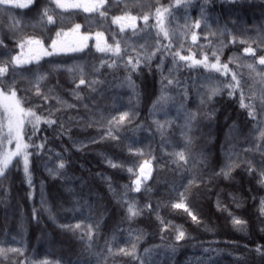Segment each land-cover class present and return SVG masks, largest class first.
I'll list each match as a JSON object with an SVG mask.
<instances>
[{
  "label": "trees",
  "instance_id": "1",
  "mask_svg": "<svg viewBox=\"0 0 264 264\" xmlns=\"http://www.w3.org/2000/svg\"><path fill=\"white\" fill-rule=\"evenodd\" d=\"M23 2L0 5V67H7L0 89L7 95L14 90L20 107L41 122L33 135L29 121L34 117L23 116L32 185L22 157H13L6 178H0V249L5 250L0 264H264V256L255 251L258 246L264 251V186L258 183L264 166V150L258 149H264V138L256 131H264V119L253 121L239 99L241 93L246 104L264 97V65L258 63L264 56V0H212L207 5L191 0L186 7V0L179 5L177 0H105L93 12L57 8L48 0H35L27 8L14 6ZM61 2L91 6L99 0ZM46 6L54 23L41 20ZM117 17L124 19L114 22ZM77 24L80 29L74 31ZM97 33L103 35L98 39ZM117 43L119 53L97 50V44L115 49ZM249 46L254 57L244 52ZM74 47L82 51H72ZM213 52L221 65L228 64V75L203 64L188 67L191 60L178 56L173 61L179 53L196 60L207 56L211 64L216 62ZM14 57L22 62L16 64ZM129 58L141 61L134 72ZM161 58L163 71L158 67ZM233 73L241 87L230 97L225 85L236 83ZM38 75L45 79L37 83ZM209 76L214 79H205ZM164 77L173 79V85L163 92L169 99L157 103ZM80 78L85 84L77 88ZM129 79L134 88L128 86ZM211 87H219L220 94L202 105ZM4 113L0 106V160L8 144L3 139ZM187 113L197 117L189 132L193 153L207 160L195 173L173 155L184 151ZM48 119L56 123L49 126L44 123ZM110 130L120 139L109 137ZM40 144L44 148L38 150ZM228 150L236 152L237 166L227 178L214 175ZM109 159L119 166H109ZM60 163L64 168L56 172ZM186 188L183 202L198 222L171 207ZM132 202L140 211L137 216L128 212ZM234 218L241 223L234 224ZM97 222L99 230L92 227L88 240L89 226ZM177 229L184 231L183 240L175 239ZM133 245L138 259L120 252L123 248L130 253Z\"/></svg>",
  "mask_w": 264,
  "mask_h": 264
},
{
  "label": "snow or ice",
  "instance_id": "2",
  "mask_svg": "<svg viewBox=\"0 0 264 264\" xmlns=\"http://www.w3.org/2000/svg\"><path fill=\"white\" fill-rule=\"evenodd\" d=\"M49 5L51 4H55L57 8H66V7H72V8H81L83 7V10L85 12H93V11H97L100 7L103 6L105 0H99L98 4H93L91 6L89 5H81L79 3L76 4H71V5H65L64 3L61 2V0H48ZM212 0H204V4L207 5L209 3H211ZM231 2L236 3L238 2V0H231ZM35 3V0H26V2L23 3H15V7H19V8H27L30 4ZM191 3V0H186L185 3V7ZM9 4H13V0H0V5H9ZM180 4V0H177V5ZM7 11V9H5ZM50 11V7L46 6L42 9V12L40 14L41 16V20H43L44 17L47 18V22L49 24L54 23L53 20V15L49 14ZM54 11V10H53ZM164 12H167L168 9H164ZM157 14L158 16H162L163 13L161 12L160 9H157ZM204 14V8H201V15L203 17ZM101 16L105 15V12H100ZM121 19H124L123 17H117L114 19V22H119ZM133 22L135 21V17H131L130 18ZM144 21L147 22L148 20V16H144L143 17ZM132 27H135V24H132ZM195 27L199 28L200 27V22L196 21L195 22ZM80 29V25L77 24L75 25V28L73 29L74 31H78ZM121 31H123V27L121 28ZM60 33H57V36H59ZM103 34L102 33H97V38L99 39V37H101ZM165 37L168 36V33L165 32L164 33ZM84 40H87L88 37L85 36L83 37ZM197 39V37L195 36V34L192 36V40L195 42V40ZM29 43H32L33 41L29 40ZM243 42V41H241ZM262 43H264V40L261 41ZM35 43H40V41H35ZM0 44H2V41H0ZM87 45H85L86 47ZM52 47L55 48L56 47V41H52ZM165 47H170V45H167ZM72 51H82V48H72ZM97 50L100 52H105V51H115L116 53H119L120 48H119V43H117L116 48L112 49L111 46H107V47H100L99 44H97ZM244 52L247 54H251L253 57L255 56V51L252 47H246L244 49ZM47 55H51V53H46ZM155 55V53H153L152 55H149L146 57L147 61H151L152 57ZM163 55V54H162ZM212 55L215 57L216 62L215 63H207L208 61V57L204 56L203 60H196L193 57H189V56H184V55H179V53H176L173 57V61L175 62L176 56L179 57V60L181 61H188L191 60V63L188 64V67H194L200 64H203V66L206 69L209 70H214L215 72H219L221 75H228L229 72V68H228V64L225 63L223 65L220 64V59L219 56L213 52ZM16 64H20L22 61H20L19 57H14L13 58ZM130 66H131V71H136L138 65L141 63V61L139 59H136L135 62L133 63V59L129 58L128 62H127ZM258 63L260 65H264V56H261L258 60ZM109 67L114 66V64L112 65H108ZM150 66V64H149ZM163 58H161L160 63L158 65V67L161 68V71H163ZM247 67L253 71H255L254 68V64L253 63H249L247 65ZM68 71H71V69H68ZM7 72V67H0V76H3L5 73ZM171 74V73H170ZM45 79V77L43 75H38L36 77L37 83H39V81ZM205 79L208 80H212L214 79V77H206ZM166 80V84H164V81ZM231 80L232 81H236L235 84L232 83H227L225 86L227 88L230 89V91L228 92V95L231 97L233 96V94L236 92L237 88L241 87L239 80H237V76L235 73H233L231 75ZM2 83V82H0ZM91 84H95L96 81H91ZM85 84V79L84 78H80L79 79V84L77 85V88H79V85H84ZM162 84H164V87L162 88V94L159 97L157 103L160 102H165L167 99H169V97H166L165 95H163L164 90L168 87L173 85V79H168L167 77H164L162 79ZM175 84L177 87L180 86V81H175ZM128 86L131 88H134V82L131 81V79L128 80ZM183 91H187V89H183ZM221 89L219 87H211L207 93H205V95L201 98V104H208L212 102V98L214 96H217L220 94ZM4 89H0V95L3 96V101H4V112H5V116L6 119L8 121L7 123V134L3 136V139L7 140V143H12L13 140L16 141V150L14 152H4L3 153V158L2 160H0V178H6V172L5 170L8 169L9 164L11 163V160L13 157H22L23 160V172L24 175L26 177L27 183L29 186L32 185V175L29 171V156L32 155V153L27 152L26 150L28 149L29 145L23 143V137H22V129L24 126V121L23 119H20L18 114H22L23 116H33L34 119L29 121V123L33 124V135L35 134L36 131V126H38L41 122V118L39 116H35L34 113L31 112H25V110L23 108L20 107V102L19 100H16V92L13 90L11 91V96L8 95H4ZM39 89H37V95H39ZM45 101L47 100V97H44ZM240 107L241 108H247L249 109L248 111V115L249 117L252 118L253 121H257V124H259V121L257 120L258 116L261 119H264V97H261L260 101L258 103H254L252 99L249 100V103H245V96L243 93H241L240 97ZM155 107V105H154ZM127 113H125L124 115H121L119 117V122H123L125 120V118L127 117ZM197 117L195 113H187L185 116V124H184V129L183 131V135L185 137V143L183 145L184 147V151H180V152H176L174 153V157H178V159L180 161H185L186 164L189 165L188 167V171L195 173L197 165H199L200 167H205L207 165V160L204 157V155L202 153H193L192 150V137L189 135V132L191 131L192 127L194 126V122L196 121ZM44 123L48 124L49 126L53 125L56 123L55 120H45ZM109 123H111V121H109ZM159 128H163L164 125H158ZM118 131V130H117ZM256 131H259L260 137L264 138V131H261L259 129V127L256 128ZM107 135L109 137H111L113 140H117L120 139L119 135H113L112 131L110 130ZM31 139V137H30ZM101 139H104V137L102 136ZM95 142V141H92ZM36 148L39 149H43L44 148V144H40V145H36ZM258 150H264V149H258ZM238 151V150H237ZM185 152H187V159L185 157ZM37 155L39 154V152L37 151L36 153ZM236 152H234L233 150H228L226 152V161L223 164V166L220 168V171L218 173H215L214 175H223L225 178L228 177L229 175V171L237 166V163L234 162L236 160ZM109 166H111L112 168H117L119 165H117L116 163H113L111 159H109L108 161ZM174 163L176 162L175 159L173 161ZM19 163V161H18ZM64 168V164L60 163L59 168L56 169L55 171L58 172L59 169ZM129 172L132 171V168L128 169ZM254 171L253 169L249 168V174H251V172ZM50 174H52V170L49 169ZM140 174L141 176H144V179L147 180V176L144 175V166H141L140 168ZM259 176L260 179L258 180V183L261 186H264V166L261 167L260 171H259ZM197 177H195V175L193 176V179H196ZM136 183V191L139 192L140 191V179L138 178ZM191 184V181L189 182ZM148 190V189H146ZM117 195H120L119 193H117ZM188 195V189L186 188L184 192L180 193V202H177L173 205H171V207L175 208V209H183L189 216H191V219L195 222H198L197 220V216L194 215L192 213V211L189 210V207L183 202L184 198ZM149 208H151V205H148ZM35 212L36 209H33V215L35 216ZM128 212L131 213L132 216H137L140 214V211L136 209V205L134 202L129 203L128 204ZM260 212L262 215H264V199L261 200L260 202ZM157 219H159V216H157ZM233 223L234 224H240L241 221L238 219H233ZM76 228H80V225L77 224L75 225ZM95 227L96 230H99V223L97 222L95 225L93 226H89V234L87 236L88 240H92V235H91V228ZM177 235L175 237V239L177 241L183 240L185 237V233L182 230L177 229ZM135 245H133L132 247V251L129 252H125V250L123 248L120 249V252L123 253L126 256H131L133 259H138L137 257L134 256L135 253ZM7 251H18L17 249H7ZM207 251V249L205 250ZM257 252V254L264 256V251H262V249L258 246L255 250ZM5 252L4 249H0V255H3ZM239 259V258H238Z\"/></svg>",
  "mask_w": 264,
  "mask_h": 264
},
{
  "label": "rangeland",
  "instance_id": "3",
  "mask_svg": "<svg viewBox=\"0 0 264 264\" xmlns=\"http://www.w3.org/2000/svg\"><path fill=\"white\" fill-rule=\"evenodd\" d=\"M3 94H4V93H3ZM4 95H7V94H4ZM8 96H11V95H8ZM3 105H4L3 96L0 95V106H1V108L3 109V112H4V107H3ZM18 116H19L20 119H23V115H22V114H18ZM4 120H5L6 131H8V129H7V123H8V121H7V119H6L5 113H4ZM15 150H16V141L13 140L12 143H10V144L8 143V144H7V146H6L5 149H4V152H14ZM4 152H3V153H4ZM3 153H2V155H1V160H2V158H3Z\"/></svg>",
  "mask_w": 264,
  "mask_h": 264
}]
</instances>
